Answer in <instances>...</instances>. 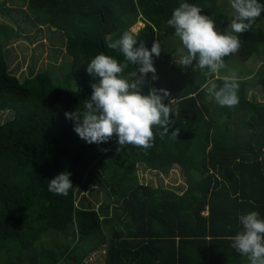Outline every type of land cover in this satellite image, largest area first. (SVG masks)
Returning <instances> with one entry per match:
<instances>
[{
    "label": "trees",
    "instance_id": "16d2710c",
    "mask_svg": "<svg viewBox=\"0 0 264 264\" xmlns=\"http://www.w3.org/2000/svg\"><path fill=\"white\" fill-rule=\"evenodd\" d=\"M223 1H26L24 14L35 25L63 33L68 76L76 86L59 85L51 64L20 80L0 43V110L13 111L0 123V264H83L105 244L103 264H249L231 247V238L242 230L240 215L257 211L264 219V101L247 97L253 86L264 95V23L257 25L264 13L248 31L233 33L241 46L224 59L260 55L262 63L251 79L235 80L239 103L227 109L210 105L205 97L206 81L222 85L223 78L181 67L182 45L167 24L175 8L189 3L214 21L217 32L229 34L225 7L230 0ZM3 5L0 12L5 13ZM140 20L144 25L134 33L131 27ZM124 31L137 34L134 47L143 42L150 50L154 41L161 47L160 55L152 57L157 79L152 73L142 77L140 91L166 90L164 103L170 104L173 122L163 138V129L153 128L155 139L147 152L121 147L115 136L88 144L65 117L85 111L91 84L99 78L84 73L96 55L127 63L122 53L107 47ZM138 68L129 63L122 78H141ZM223 111L228 119L222 121ZM139 163L159 173L178 165L187 188L179 194L141 183ZM65 171L73 188L66 196L53 194L49 180ZM93 188L105 192L97 208L83 203L84 192ZM50 233L60 244L45 245Z\"/></svg>",
    "mask_w": 264,
    "mask_h": 264
},
{
    "label": "clouds",
    "instance_id": "9594fccd",
    "mask_svg": "<svg viewBox=\"0 0 264 264\" xmlns=\"http://www.w3.org/2000/svg\"><path fill=\"white\" fill-rule=\"evenodd\" d=\"M230 6L233 19L229 34L217 32L214 21L201 14V8L196 5L182 3L172 11L167 24L174 28L182 45L178 60L181 67L192 66L193 70L199 69L211 77L225 68V57L238 52L241 42L235 34L248 31L256 18L264 13V5L258 0H230ZM137 37V34L124 31L107 45L122 53L127 63H119L101 53L87 64L86 72L99 80L91 84L92 92L84 104L85 111L66 112L65 117L73 121L74 132L88 144L107 142L115 136L121 147L132 145L147 152L155 139L154 127L163 129L159 133L161 138L169 132L173 122L170 121L172 109L169 103H164L169 93L156 88H151L147 95L140 91L142 77L152 73V79H157L152 57L160 55V44L154 41L150 50L143 42L134 47ZM129 63L139 65L141 78L131 82L122 78ZM237 91L234 74L224 76L222 85L210 79L206 86L207 98L221 107L238 105ZM177 131L172 132L174 137ZM70 175L67 171L56 175L49 180L48 190L53 194L68 195L73 188ZM238 219L242 230L231 238V247L246 257L249 264H264V219L257 211L242 214Z\"/></svg>",
    "mask_w": 264,
    "mask_h": 264
},
{
    "label": "rangeland",
    "instance_id": "374dc122",
    "mask_svg": "<svg viewBox=\"0 0 264 264\" xmlns=\"http://www.w3.org/2000/svg\"><path fill=\"white\" fill-rule=\"evenodd\" d=\"M27 0H0V3H4L5 13L0 12V25L3 24L6 27L0 26V43L4 46L7 53V61L10 71L15 74L20 80L28 77L30 73H37L40 70L46 69L49 64L55 66V75L60 79L59 85L66 86L69 89H75V82L70 79L69 73V60L70 57L65 50V37L59 30H55L48 26H37L31 20V17L24 14L26 9ZM219 3L224 2L218 0ZM225 11L230 18V23L233 19V10L230 3L225 7ZM264 18L257 23L258 26H262ZM144 25L142 21H137L131 30L134 32L137 28ZM233 34V33H232ZM180 49H178L179 51ZM261 61L260 55H254L249 62H244L237 57L231 59H224L225 68L219 71L221 77L226 75H243L248 73V68H253V75L257 70V64ZM68 62V63H67ZM67 63V65L65 64ZM249 63V64H248ZM88 73L85 72L86 76ZM54 81L56 82L57 80ZM71 83L66 85V83ZM247 97L250 96V90L256 98H263L261 88L255 86L248 88ZM206 93V90H205ZM208 103L211 105L214 101L207 98ZM263 100V99H261ZM218 105V104H216ZM219 106V105H218ZM221 107V106H219ZM227 108V107H224ZM227 112H222V121L228 119ZM13 117L12 110H0V123ZM182 126L185 129L191 130V124L182 121ZM137 175L141 183L149 184L152 187H159L173 190L177 193H182L187 188L186 178L183 176L180 167L174 165V167L167 173H159L156 170H150L146 166H137ZM93 188L90 191H85L83 196L85 202L91 203L95 208L103 200L105 192L100 189ZM81 197H77L80 201ZM49 237V238H48ZM48 240L45 241L47 247H53L60 244L58 236L56 234H49ZM46 238V239H47ZM107 248V244L103 245L100 249L91 252V254L84 260L83 264H103L104 255ZM67 264H74L72 261L67 260Z\"/></svg>",
    "mask_w": 264,
    "mask_h": 264
},
{
    "label": "crops",
    "instance_id": "0c3cea01",
    "mask_svg": "<svg viewBox=\"0 0 264 264\" xmlns=\"http://www.w3.org/2000/svg\"><path fill=\"white\" fill-rule=\"evenodd\" d=\"M141 21V20H140ZM141 28V27H140ZM140 28H137L136 29V31H134V33H137V31L140 29ZM232 57H235V56H232ZM232 57H229V59H231ZM251 59V58H250ZM250 59H248V60H246V61H244V62H249L250 61ZM262 63V59H261V61L259 62V63H256L257 64V67H256V69L260 66V64ZM249 64V63H248ZM248 68V73L245 75V76H243V75H237V76H235V80H249V79H251L252 78V76H253V68L251 67V66H249V67H247ZM215 78H223V77H221L220 76V74H219V72L218 73H216L215 74ZM210 80V79H209ZM209 81H206V84L205 85H207V83H208ZM204 85V86H205ZM253 87H255V86H253ZM253 87H250V88H253ZM258 87V86H257ZM250 99H252L253 98V100H255V101H257V102H263L264 101V95H263V98H256L255 99V96L252 94V92H253V90L251 89L250 91ZM249 98V97H248ZM261 99H263V100H261ZM222 109H223V107H222ZM224 109H227V108H224ZM226 121H224V123H225ZM139 165H143V166H145L144 164H142V163H139L138 164V166ZM174 167V166H173ZM148 169H150V168H148ZM151 170V169H150Z\"/></svg>",
    "mask_w": 264,
    "mask_h": 264
}]
</instances>
